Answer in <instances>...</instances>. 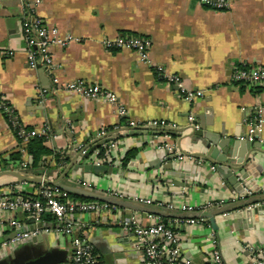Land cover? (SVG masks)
<instances>
[{"label":"crops","instance_id":"0c3cea01","mask_svg":"<svg viewBox=\"0 0 264 264\" xmlns=\"http://www.w3.org/2000/svg\"><path fill=\"white\" fill-rule=\"evenodd\" d=\"M39 1L37 16L47 26L55 27L60 36L76 38L67 47L49 48L59 85L53 84L44 67L31 69L27 65L22 1L0 0V98L9 103L23 125L51 128L52 136L44 145L53 153H66L79 144L90 148L100 138L115 142L111 150L101 145L92 153H97L101 165L110 167V172L78 168L71 170L63 182L95 192L117 193L124 200H150L148 208L178 232L182 256L193 264H209L211 235L222 264H250L248 251L264 250V154L257 153L246 166L247 178L241 177L245 188L253 191L250 197L258 199L256 206L233 207L216 214V231L208 220L175 227L174 219L197 216L209 201L231 206L241 200L235 186L223 180L216 169L211 171L212 164L201 157L208 140H229L227 145L231 147L237 136L245 134V123L255 116L258 107L264 119V86L235 83L230 78L234 67H264V0H230L229 8L222 11L196 0ZM121 33L150 39L149 63L139 62L131 50L105 46L107 40ZM156 66L179 75L186 87L201 91L202 97L187 104L172 85L157 78ZM78 80L114 92L126 110L127 120L135 124L163 121L167 127H138L156 131L129 135L113 105L61 89V85ZM189 114L194 116L202 137L188 136ZM164 128L175 130L174 134ZM102 131L105 134L99 135ZM263 140L264 125L259 141ZM164 144L172 150L161 148ZM100 148L105 150L102 157L98 156ZM130 150H134V156L123 165ZM17 151L21 159L12 160L10 155ZM164 151L168 155L164 156ZM66 156L65 166L74 153ZM43 159L49 171L38 175L24 170L29 157L20 151L0 112V172L45 175L49 181L56 180L61 171L54 155ZM74 164L84 165L86 161L78 158ZM231 173L239 175L238 171ZM17 183V178L1 175L0 194L8 193L9 186ZM37 185L29 182L21 192L34 194ZM115 207L109 212L77 215L69 236L49 232L39 234L40 240L22 241L13 250L14 258L28 263L55 254L57 264H62L72 251V238L83 236L93 244L100 264H141L142 254L134 246V235L118 222L132 217L147 224L150 220L146 216L153 213ZM14 218L24 228L31 225L23 213L14 214ZM52 225V218L44 222L46 227ZM11 234L6 228L0 231V243ZM8 257H1L0 262L10 260Z\"/></svg>","mask_w":264,"mask_h":264},{"label":"built area","instance_id":"2783aa9c","mask_svg":"<svg viewBox=\"0 0 264 264\" xmlns=\"http://www.w3.org/2000/svg\"><path fill=\"white\" fill-rule=\"evenodd\" d=\"M25 9V17L22 24V36L26 47L27 65L31 69L39 66L44 67L51 74L52 82L59 85L58 78L53 74L57 66L49 52L51 46L67 47L76 38L65 34L60 36L55 27H49L36 14L39 0H21ZM199 4L213 9L226 10L229 8L230 0H196ZM105 46L111 49H128L135 52L139 62L147 64L149 60V50L151 41L149 38L132 34H117L113 39L107 40ZM155 75L167 84L172 85L180 98L187 104H192L196 99L201 98L203 93L186 87L184 81L179 75L167 73L162 66H156ZM230 78L232 82L241 83L248 86H264V67H234L231 70ZM65 92L73 93L83 99L91 101H102L113 105L116 114L123 119L128 128H140L145 126L167 127L163 121H151L143 124H135L126 119V110L119 104L116 94L99 84H87L81 80L69 82L61 85ZM0 112L5 114L6 123L10 130L13 131L17 140L19 149L24 153V145L34 136H44L49 139L52 136L51 128L48 125H42L39 128L26 129L16 112L9 103L1 99ZM194 116L189 114L187 124L191 125ZM264 125L262 110L258 107L255 116L248 119L246 126V139L248 141L260 140V134ZM198 128L197 125L194 126ZM102 131L99 135H104ZM166 136V135H164ZM115 146L114 141H107L103 147L108 151ZM161 148L167 151L172 150L168 144L162 145ZM87 148L79 144L71 147L68 151L63 152L66 156L68 152L84 154ZM91 155V162L100 165L101 160ZM65 163L58 167L63 168ZM24 167V164H23ZM215 171V166L209 167ZM41 178L48 180L45 175ZM29 182L20 181L17 184L9 186V192L0 194V231L8 229L15 233L10 239L0 243V259L8 256L14 248L22 241L36 237L41 233L52 232L57 235L69 236L73 231L76 223V216L82 213L92 212H109L114 210V205L96 200H75L69 196V193L61 190L51 184L40 182L35 188L34 194H24L21 192L22 186ZM120 196L117 193H111ZM253 191L243 187V194H237L240 199L252 196ZM138 202L149 205L150 200L134 199ZM222 202H207L201 210H206L215 206H221ZM252 208L255 204L248 205ZM189 210V209H188ZM23 213L29 220L30 228H24L15 218L14 214ZM49 215L53 219L52 227L44 226L45 217ZM3 216H5L3 218ZM149 222L147 224L138 223L135 218H123L118 223L123 230L129 231L134 235V246L141 251V264H193L182 256L180 248V239L178 232L163 220L154 214L146 216ZM175 227L193 224L206 223L203 218H177L174 219ZM38 224L41 226L39 227ZM17 231V232H16ZM72 251L62 264H100L94 253L93 244L83 236H76L71 240ZM212 251L208 257L209 264H222L219 251L216 249V242L211 235ZM250 264H264V250H249Z\"/></svg>","mask_w":264,"mask_h":264},{"label":"water","instance_id":"95a60500","mask_svg":"<svg viewBox=\"0 0 264 264\" xmlns=\"http://www.w3.org/2000/svg\"><path fill=\"white\" fill-rule=\"evenodd\" d=\"M197 125L196 120L192 122L191 125L188 126V129L191 130L189 137L191 136H198L202 137V131L198 128H195L194 126ZM127 129V128H126ZM129 129V135H140L144 134L146 131L153 130L156 131V128H146V129H139V128H128ZM164 131H167L171 134H174L175 130H171L169 128H164ZM107 139H97L95 141V144L93 147L87 148V151L80 155V153H74V156L72 159H70V162L67 166H64L63 168H60L61 174L60 176L53 181L45 180L41 177H30L20 172L15 171H2L0 172L1 175H10L15 178H17L20 181L25 182H45L48 184H51L61 190H64L72 195L79 196L88 200H96L100 202H105L117 207H123V208H129L132 210L140 211V212H147V213H153L157 214V212L149 209L147 204L138 202L136 200H124V198L121 196H115L113 194H110L108 192L106 193H100L92 191L88 188H83L80 186L71 185L68 182H63V180L69 175V172L71 170H77L78 168H83L85 171H93L95 173L97 172H110L111 168L107 167L105 165H95L91 162V155L94 152V150L98 147L106 143ZM229 143V140H222L218 138L216 140H208L206 142V152L202 154V157L205 161L211 163L213 166H215L216 171L220 174L221 178L223 180L231 182L233 186L236 188V192L238 194H243V187L244 185L241 183V177L247 178L246 175V166L251 163L254 156L259 154H264V140L263 141H248L246 139V134L237 136V139L234 140L231 143V147H229L227 144ZM226 144V145H225ZM168 155L167 151H164V156ZM80 158L81 160L86 161V164L84 165H75L74 161L75 159ZM231 171H238V174H232ZM236 186H239L237 188ZM258 202V199L256 197H247L241 200H238L237 202L231 204V206H218V208L214 210H205L198 212L197 216H183L178 218H203L208 220L210 227L213 231H216L217 227L215 225L214 217L216 214H222L227 211H229L231 208L235 207H241V206H248L251 204H255ZM218 209V210H217ZM40 227L41 225L38 224ZM30 228V227H29ZM17 232V231H16ZM15 233H12L10 237H7L6 240L10 239L12 236H14ZM41 239L39 235L36 237H33L34 239ZM53 256L55 259L53 260ZM45 255L41 256L31 262L25 263L21 261H17L14 258V253L11 252L9 254L10 260H2L0 264H57L58 258L57 255ZM14 258V259H13ZM9 261V262H8Z\"/></svg>","mask_w":264,"mask_h":264},{"label":"trees","instance_id":"16d2710c","mask_svg":"<svg viewBox=\"0 0 264 264\" xmlns=\"http://www.w3.org/2000/svg\"><path fill=\"white\" fill-rule=\"evenodd\" d=\"M1 101V98H0ZM3 118L6 121L5 114H2ZM27 130H30L31 127H27ZM12 131V130H11ZM13 132V131H12ZM14 134V133H13ZM47 139L44 136H34L30 138L27 143L24 145V152L29 157V161L27 164L24 165V170L32 171L36 174H40L43 171H49L50 167L49 165L44 161V157H47L49 155H54V163L56 167H58L61 163H66L68 158L64 155L63 151L55 152L53 153L49 148H47L44 143ZM134 150L128 151V153L123 158L122 162L123 165H126V163L133 158L134 156ZM105 154V150L100 148L99 149V157H102ZM10 158L12 160L19 161L21 159V154L19 151L12 153L10 155ZM69 196L72 197L75 200H88L79 196H75L69 193ZM51 220V217L47 215L45 217V221Z\"/></svg>","mask_w":264,"mask_h":264}]
</instances>
